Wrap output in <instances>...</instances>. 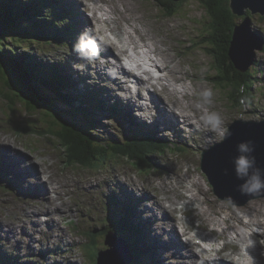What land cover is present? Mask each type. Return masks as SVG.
Here are the masks:
<instances>
[{"label":"bare ground","instance_id":"6f19581e","mask_svg":"<svg viewBox=\"0 0 264 264\" xmlns=\"http://www.w3.org/2000/svg\"><path fill=\"white\" fill-rule=\"evenodd\" d=\"M27 1L28 0H22L23 3H27ZM56 1H59V0H56ZM67 2L70 3L74 9L75 17L77 20L75 19V17L73 20L75 22L77 31L79 33L87 34V31H88L87 22L88 23L91 22L92 18L96 22H101V21L107 22L108 21L109 24L106 26V29L110 32V34L114 35L115 41L119 44V45H116L114 40L109 39L108 50L113 55L112 56L113 60H110L107 63H105V61L101 58L97 66L89 67L93 69L100 76L99 81H101L105 87L111 90H114V87L111 81L122 82L118 78V76H115L114 78H112L110 76V73L112 70H114V67L116 64L119 66V68L123 69V66L121 63L122 55L126 56L129 60L135 59V57H132L130 54H128V47H131L132 49L136 51L139 44H143L144 46L149 47L158 56L159 58L158 68H160V70L163 71L164 74H160L156 78V83L162 87V90L167 95L176 96L178 103H170V104L164 103V98L162 94L155 93V105H152V106L156 110V112H158L160 117L152 116V119L155 122L154 129H153L154 135L158 134L161 131L160 126L157 125L158 121L160 120L164 124V126L162 127L163 129L168 128V127H174L177 131V135L184 139V142L189 149V157L187 160L188 164L196 163L198 159L199 151L201 149L207 148L212 143L221 140L220 132L222 131L223 125L227 120L244 114L243 110H239L235 108L231 104V102L230 103L224 102L226 106V112H224L223 116L221 117L222 122L219 125V127L213 128L202 120V116L204 115L203 108L205 112L206 111L213 112L210 110V107L211 105H215V103L213 102L214 99H212L210 103H205V101L202 99V97L199 94L194 93L192 94V96H190V94L187 91H185L184 93L178 92L176 94L175 90L171 88L170 85L174 83H178L181 86H183L187 79H192L195 77V75L184 70L183 64L186 63L187 57L184 51L175 49L174 37L172 36V32L168 31L166 26H163L161 24H156L154 21L149 25L148 23L150 22V19L146 18L148 10L145 12L144 6L137 0H68ZM130 3H133L134 6L130 5L129 7L128 5ZM60 4H66V3L62 2ZM27 8L29 9V14L39 11V9L36 6L34 7L36 8V11H32V9L29 6H27ZM126 10H129V11L127 12ZM86 12H90L92 17H89L88 15H86ZM98 12H101L102 16L104 17H101V16L99 17L97 14ZM143 14L145 17L143 16ZM35 18L38 19V23L35 25V28H38L37 31H42L43 28L41 26L42 24L40 22V17L36 15ZM143 19L146 20L144 21L145 22L144 25L147 27L149 25L148 32H146L145 29H142V27H139L137 25V23H139L140 21H142L143 23ZM125 25L130 27L132 29V32L127 31ZM20 39L21 38L19 37L18 39L14 38L13 41L15 42L16 46H21V48H23V44ZM87 39L89 38L87 37ZM96 41L100 46L102 47L104 46V43L101 40H96ZM179 41L181 42L182 45H185V42L183 40H179ZM21 48L20 50H22ZM161 48L168 53H164ZM102 53L104 54V57L108 59L105 51ZM177 57H179V61H176ZM140 67L141 66L138 63H136V69ZM125 72H128V71H125ZM148 73L150 72L148 71ZM209 76L213 78H217L216 76H213L212 74ZM163 78L167 79L168 81L167 84L162 83ZM9 80L5 77L2 78L0 76V82L3 87V88L0 87V89H4L6 92V94H4L2 98L6 97V100H8V102H10V99L12 97L16 96L14 94L15 89L11 86V81ZM122 89L126 91L125 87H122ZM137 94L140 95L139 90L137 91ZM124 98H125L124 103L126 104V108L128 110H132L136 104L131 101L132 99L129 96L125 95ZM168 100H170V98H168ZM191 102H195V103H191ZM196 102L201 104L203 108L200 105L196 104ZM218 102H220L219 99H218ZM62 105H63V109L65 110L71 109L70 106L66 103H62ZM164 105H166L167 107L165 108ZM139 109H142L143 112H148L149 106L143 105V106H140ZM250 109L256 110L255 111L256 113H251V111H249V114H248L249 116L256 117L257 114L264 112V107L258 104H253L250 107ZM219 110H220V107H219ZM66 114L69 116L71 120L80 124L79 122L81 121H78V113L77 115L76 114L72 115L71 113L66 112ZM134 115L138 117L134 118ZM128 120L134 125V127L137 130H143L144 127H148V125L150 124V122L149 123L147 122L146 116L145 115L143 116L141 113H132V115L130 116V118H128ZM83 126L86 127V125H83ZM185 126H189L191 130H193L196 134H199L198 137L193 139L192 143H188L185 140L183 130H182V129H185ZM86 129L90 131L91 133H93L94 135L99 136L100 132H97L96 129L93 130L88 127H86ZM107 133H109V130L104 129L102 134H107ZM4 140L5 139L0 138V142H3ZM55 141L62 148L63 146L62 143H60V141H58L57 139ZM49 147L51 150L52 148L56 150L59 155L57 147L52 146L51 148V145H49ZM4 148L5 147H2V149H0V163L4 165L3 167H6L10 170L7 171L6 169H3L1 167L2 165H0V174H1L0 177L5 180L9 179L13 181L11 183L13 184V186H15V189L17 190V192H19L18 200L24 206L22 208V211H23L24 216L26 217L25 218L14 217L13 221L2 220L0 218L1 236L7 239H11V237H14L18 233V230L21 227H23L21 230V235H18L19 238L24 237L30 241L35 240V241H39L40 243L41 241L42 242L46 240L48 241V237L47 239H44L41 236L36 235V233L34 232H37V230L35 229L34 231V229L33 230L28 229V227H26V224H29L28 222L30 221L33 227L41 228L42 225L40 221L38 220L36 213L39 210L40 211L44 210L47 214H49L51 229L58 227L59 221L61 218L73 216L75 212L74 207L77 204V202H79L80 200H86V197H85L86 186L90 183H93L95 177L98 178L102 176L99 173H87L84 175L73 174V172L65 168H62L61 166L59 167L56 163L51 162L50 159L46 158V160H43V162H40L38 159L31 157L28 160H26L25 157H27V155L25 153H22L18 150L13 151L8 148L6 149ZM65 150H63V148L60 149V152L62 153L59 155V157H60L62 164L68 165L67 162H65V158L67 157V154H66L67 151ZM48 155H49V158H51L50 153ZM29 161L34 162L35 166L32 167ZM163 163L170 165L169 162H163ZM42 174L44 175V177L40 178V175ZM180 178L189 179L190 182L196 181L198 184H200L194 178L193 174L190 172V168L188 167L186 169V172L182 176H180ZM107 181L108 179L105 178V182ZM120 181L121 182L117 181L116 179V184L113 187L111 186L107 188L108 189L107 195L111 202L114 200L112 196L118 197V195H120L122 191H125L128 194L134 193L133 190H134L135 184L133 182H126L121 179ZM165 183H167L168 185H171L166 190L172 189L173 192L177 194L178 198L184 201L185 199H187L185 193L181 190V185L174 184V182L172 180H168V178L166 179ZM157 187L158 186L155 184L154 180L148 179L146 181V185L142 188L140 192V197L137 198V201L145 199V194L147 192L156 190ZM195 190L197 191L198 194L195 193L192 198H188L187 201L183 202L184 211L185 212L191 211L194 217H197L202 223H204L205 221L204 219L207 216L208 211H204V213H202V211H200L201 209L198 210V204L201 203L199 205V208H202V203L207 204L203 202L204 195L201 194V191L205 194V196H208L210 200H214V199L210 198L208 191L204 189L203 186H202V190L197 187H195ZM196 200H199V203L197 205H196L197 203ZM258 200L263 201L264 196L263 198L252 199L249 202L258 201ZM150 202L152 203L153 209L147 206L141 209L138 208L139 210L136 211V214L140 222H142V224H144L148 229L149 227L153 225V227H151V229L147 232L148 233L146 235L147 241L148 242L153 241L155 244L158 243V245L160 246L159 251L161 249V256H165L166 258V260H164L166 264H178L179 261H181L183 264H191L195 262L193 259H194V256H196V252L189 251L187 249L186 244L179 237L180 235L178 231L179 229L177 228L175 224L176 218L174 217L172 213L176 209V206H175L176 199L169 198L168 199L169 205H166L159 198H155V197L151 198ZM140 203H143V202H140ZM244 207H237V208H244ZM154 209L163 210V211L167 209V213H164L161 211L160 212L161 215L156 217ZM223 209L224 210H227V209L235 210L236 208L231 207V206H224ZM251 210L255 214H258L261 211L264 212V204H261L260 208L257 210L255 209H251ZM143 214L146 215L144 218L142 217ZM173 218H175V222ZM247 218L251 220L253 223H255L256 225L260 226L261 224L262 226H264V217L262 219H256V218L251 219L249 217ZM181 219L184 225L182 226L180 233L184 236V238L186 237L185 239H187V241H194L198 239L199 236L193 235L190 227L185 225V223L187 222L183 218ZM216 219H218V217ZM129 220H132V219H129ZM222 221L225 222V224H227V227L230 226L233 232L236 233L237 237L240 240L245 241V244H246V234L243 232H239L238 226L248 227L249 226L248 221L243 219L242 216L235 220H232L231 217H227V218L224 217ZM234 223H237L238 226H236ZM154 224L158 226L157 229H156V226H154ZM209 224L210 226H216V228H218L220 222L214 225V221H211ZM154 228L156 230H154ZM160 228L162 229L160 230ZM226 229L228 228H222V232H224ZM262 229L264 232L263 227ZM192 231L196 232L197 230L196 228H194L192 229ZM163 235H165V238H162ZM201 236L203 238H209V235L204 232L201 233ZM212 240H216V239H212ZM225 240L227 241L229 240L228 234L225 236ZM16 244L22 245L19 242H16ZM250 249L251 251L255 252L256 255H260L261 253L256 244L250 246ZM148 253L150 255V252ZM202 253L205 254V252H202ZM170 255H171V260H170ZM65 256L68 257L67 252L65 253ZM161 256L158 253V255L155 256L154 258V262L149 260V263L158 264L159 261L162 262L161 259L163 258ZM233 256L237 257L236 261L239 264H253L251 259L247 256V252L237 247H233ZM220 263L228 264V263H223V262H220Z\"/></svg>","mask_w":264,"mask_h":264},{"label":"rangeland","instance_id":"374dc122","mask_svg":"<svg viewBox=\"0 0 264 264\" xmlns=\"http://www.w3.org/2000/svg\"><path fill=\"white\" fill-rule=\"evenodd\" d=\"M67 0H61V2H66ZM138 2H140L145 10L148 12H152V16L154 19H157L156 24H161L163 26H166L167 29L172 32L173 34L177 33L178 35H182V33H184L182 36L186 42V46L191 50V53L194 54V57L196 58L197 62L200 65V77H207L209 75H211L212 73H216L218 74V77L216 79L213 80L212 84L210 81V77L208 78H202V83L204 84V87L199 86L198 90H206L208 88H211L213 95L212 97H219V100L221 101L220 104L218 102V99H214L213 102L215 103V105H211L210 110L213 112H216L220 115V117L223 116V113L226 112L225 110V104L224 102H228L229 97H233V95H235V91H231V89L226 90V81L222 79V74H221V70L220 69H226L227 67V62H224L225 64H223V62L219 65L216 62L215 56H214V50L208 45L206 34H207V28H209V25L207 26V21H208V14L205 12L204 8L202 7L201 3L199 0H180V3L176 5L177 7V11L175 13H173L171 16L166 15L164 13V11L159 9V3L156 0H137ZM134 6L133 3H130L128 6L130 7ZM134 8V7H133ZM68 9V8H67ZM70 15L68 17V20H73V15L74 13V9L72 8L73 11V15L71 14V12L69 10H67ZM120 11V10H119ZM127 12L129 10H126ZM123 13V12H121ZM251 16V25L257 29L263 30L264 31V19L261 18V16L259 14H250ZM127 20V19H125ZM145 19H143V23L142 21H140L139 23L142 26H145ZM153 22V21H152ZM147 23V22H146ZM103 25L106 26V22H103ZM148 25V24H147ZM149 27V25H148ZM211 29V28H209ZM149 29H145L146 32H148ZM139 33V32H137ZM141 34V33H139ZM22 41L23 44V48H28V52L30 55L36 57V59L40 60L41 63H46L47 65H50L52 63H55V61H60L61 63L59 64V66L62 65H66L67 67H71V69H75L78 70V72L80 74L84 73V67H78L75 65H68L65 64L66 62H68L71 58L70 56V49L69 48H65L63 47L62 44H59V41H54V40H43V41H29L27 39H20ZM8 41V40H7ZM18 41V40H16ZM156 43V41H155ZM170 44V43H168ZM21 48V47H20ZM19 48V50H20ZM22 49V48H21ZM64 49V52H63ZM162 49V48H161ZM163 50V49H162ZM67 52V54H66ZM164 53H168L166 51L163 50ZM64 54V57L63 55ZM53 55V56H52ZM63 57V58H62ZM255 60L256 62L258 61L259 63V67H255L253 64L249 66L248 69L250 68H256V70H260L261 73V77L257 78V81L255 82V85L253 88H251V90H249V94L251 95L249 97V99L246 101L244 100L243 102L240 103L239 107H237V109L239 110H243V115H239L236 116L234 118H231V122L233 120L235 121H240V120H260L263 118L264 113L259 114L258 117H252L251 119H246V117H249V109L253 104H258L262 107H264V52L263 50L261 51H257L255 53ZM66 59V61H65ZM183 60V59H182ZM186 61V60H184ZM55 66L57 64H54ZM42 69L43 71V66H38V69ZM220 68V69H219ZM259 68V69H258ZM227 69L229 70V67H227ZM214 76V75H213ZM196 77V76H195ZM2 81V80H1ZM229 81V80H228ZM88 82H92L91 80H88ZM86 83L84 85V87H86V85H90L92 88L94 89H100V96L104 97V98H108L107 100H109V102L114 103L116 105V103H118V105L121 108V111L123 114H131V111H126V104L124 103L123 100V96L119 93H116V88H114V90L112 91V96H111V92L106 91L103 86L99 87L98 85L94 86L93 83ZM217 83H224L223 88L222 87H216L214 85H217ZM114 85H117V83H114ZM0 87H2V84L0 82ZM78 87L81 88V84H78ZM98 87V88H97ZM3 88V87H2ZM236 93L239 94L238 91H236ZM6 94L4 89H0V138L2 137H7L8 140V145H10L11 148L17 149V150H24V147L22 146L21 142H25L26 145H28L29 148H31L32 152H27L24 151L26 153H28L30 156H33L34 158H41L44 157V160L50 159L51 162H55L58 164V166L65 168L71 172H84V173H90V172H94V171H98V170H102L103 173L109 178L110 180V187L114 186L116 184V178L113 176V172H117L118 174H120L121 177H132L138 184V189L135 190L136 194H139V190L144 186L145 184V180L147 178H150L154 175H156L159 178H165L167 179L168 176L171 175V170L165 169L163 171V168H158L160 172L157 173H152L150 171H145L143 174L138 173L132 166H130L125 159L123 158H113L111 160L105 161V164H103V167H98V168H93V169H88V168H84V167H77L78 165H76L75 161L72 162L71 166L68 165H64L62 164L59 155L62 153L60 152V149L63 148V150H65V146L63 145L62 148L61 146L55 141L56 139L54 137H51L50 134H48V130L46 129L47 127H52L54 126V123L51 121L50 118H47L46 120H48L50 122V124L46 125L44 122H42L43 119H41L42 114H39L38 112L35 111H31L29 110L24 104H22L21 102H11V104L8 102V100H6L5 98H2V96ZM237 94V95H238ZM212 97L210 99H212ZM77 99V98H75ZM133 102L135 103V101L133 100ZM75 105L78 104L77 101L74 102ZM191 103H195V102H191ZM150 104L152 105V103L150 102ZM196 104H198L196 102ZM58 106L63 107V105L57 104ZM202 108L203 106L200 105ZM220 107V110H219ZM231 110V109H230ZM203 114L205 113V110L203 108ZM251 113H256L254 109H250ZM96 114V116L100 117V119H102L103 122V126L102 129H98L96 128L97 132L99 133V136H103V130L104 129H108L111 130L113 133L117 134L120 136V131H119V122L116 118L114 119H110L105 117L106 116V110L105 109H99L96 110L94 112ZM242 116V117H240ZM138 116L134 115V118H137ZM11 119L14 123L13 125L17 124L19 126H24V125H29L31 127V129H38L39 131H44V134L42 132H40V134L43 135H38L35 134L31 131H28L27 134H18L15 138L13 137V130L9 129V128H4V124L3 122L6 120ZM136 122V120H135ZM14 128V127H13ZM56 128V127H55ZM53 128V129H55ZM59 128V126H58ZM190 129V128H189ZM99 130V131H98ZM191 130V129H190ZM190 130H186V135H184L186 142H188L189 139L193 140V136L190 133ZM8 133V134H7ZM197 136V134L195 135ZM171 138V142H174L175 144L178 145H183L185 146V142L184 139L181 137H174L173 134L172 136L170 135ZM61 143V142H60ZM49 145L55 146L58 149L59 155L57 153L56 150H54L52 148V150L50 149ZM167 147H170L169 145H166L165 149L163 150V153L159 156H155L156 157V162L160 165H164L166 166V163H163L164 161L160 158H169L174 160L176 163H183L184 162V156L180 157L177 156L178 154H173L174 151H172L171 149H166ZM48 149V150H47ZM42 151H44V153H50L51 158H49V155L45 156L44 154H42ZM62 151V150H61ZM66 151V150H65ZM186 152L187 149H186ZM53 155V156H52ZM53 158V159H52ZM130 163V162H129ZM73 167V168H72ZM189 167V166H188ZM6 168V167H5ZM187 168V167H182V171ZM190 168V171H192V168ZM8 169V168H6ZM10 170V169H8ZM164 173L166 175H164ZM194 178L200 183L202 182L203 186L205 185L204 182V178L198 176V174L196 172L193 173ZM199 179H202V181H200ZM8 181L13 182L11 180L8 179ZM156 182L159 184L160 180H156ZM165 181H162L161 186L164 185ZM194 183L195 187L199 188L202 190V186L200 184H198L196 181L192 182V184ZM95 184V183H94ZM95 186V185H93ZM101 187L102 189H104V182H101ZM185 187L189 188L191 187V182H186L185 183ZM6 191H10V189L8 188H3L2 186H0V214L6 218H14V216H19L20 212L18 210V207H16L17 205H15V201L14 200H10L9 199V195L6 193ZM201 194L204 195V200L203 202L207 203L211 209V213L214 214V210L212 209V206H215V212H219L218 213V218H221L220 216L223 213H225L224 217H231L232 220H235L239 217H241V214H246L247 217L249 218H256V219H262L264 216V212L261 211L258 214H255L251 209H259L261 204H264V200H258V201H251L249 202V200L247 201V206H245L244 208H236L235 210L233 209H227L224 210L223 207L220 205V203H218L215 200H210L208 198V196H205V194L201 191ZM107 195H105L102 191H98L97 192V204H95L94 202H90V203H84L83 207H84V212L87 211V217L84 215V212H82V215H84V219L80 220V227L84 230L88 229V227L84 224H86L87 222L91 221L92 223L95 224H101L97 227L92 226L90 229L87 231L86 233V237H84V235H74V240L72 242L67 241L66 239H64V241L61 243L59 241V239L57 240V234H54L53 236H51L49 233L46 232L47 227L44 226V228L41 230H38L36 232L37 235L41 236L42 238L44 237H48V239H52V240H46V241H41V243H43V245L37 244L36 246V250L38 251V249L41 248H45L48 245L55 247L57 244L59 246H65L68 248L67 253H68V257L65 256V254H55L53 256H48L46 257V259L44 260V263H58V264H71V261H74V264H94L93 260L90 256L91 253H93V248L94 247H98L101 248L104 246V233L106 229H109L110 223H109V210H104L103 211V203L105 201V197ZM199 197V196H198ZM196 205L199 203V200H196ZM227 203V202H226ZM150 203L148 202L147 205H149ZM220 208V209H219ZM201 209V208H200ZM222 209V210H221ZM204 213V212H202ZM91 214V215H90ZM208 214V213H207ZM93 215V216H92ZM113 215V214H112ZM37 216L39 217V214H37ZM120 216V215H115ZM94 218V219H93ZM108 218V219H107ZM187 222L192 223L194 226L199 225V221L196 218H192V219H187ZM62 225H65V220L61 221V227ZM260 226H262L260 224ZM264 228V226H262ZM95 228V229H94ZM212 229L214 230L215 228L212 227ZM238 231L239 232H243V233H247L246 234V243L248 244V246L245 248V250L249 251V258L252 257L253 255V251H251L250 246L252 245H257L260 252H263L262 254V258H258L257 260V264H264V234L260 235V237L258 238V241L253 240V236H251L250 234H248V232L246 231L245 228L243 227H238ZM53 232H57V230H54ZM89 232H93L94 235L96 234V238H94L95 242H91L90 243V249L89 247L85 248L83 246V248L81 247L82 242H89V236L88 233ZM227 234L229 235V238H232L240 243H245V241L240 240L236 233L233 232L232 230H228ZM0 249L3 253H9L12 250L17 251V246L15 244V240L14 239H10V240H5L3 238L0 237ZM35 240H33L34 242ZM248 241V242H247ZM222 242V240H219L216 244H220ZM27 242L24 241V245L20 248V250H18L19 252H24L27 249L26 246ZM263 246V249L262 247ZM33 248V247H32ZM89 249V250H88ZM159 253V251H158ZM36 254V253H35ZM146 261H148L149 263V259L148 257L145 258ZM166 260V258L164 259ZM108 264H114L112 259H107ZM160 262V261H159ZM72 263V264H73ZM162 262H160L161 264ZM166 262H163L162 264H164ZM39 264V263H38Z\"/></svg>","mask_w":264,"mask_h":264},{"label":"trees","instance_id":"16d2710c","mask_svg":"<svg viewBox=\"0 0 264 264\" xmlns=\"http://www.w3.org/2000/svg\"><path fill=\"white\" fill-rule=\"evenodd\" d=\"M156 1L159 3V9L170 15L177 11L176 5L180 3L174 0ZM199 1L208 14L207 26L209 25V28H211H207L205 37L208 45L213 48L216 62L219 65L222 62L223 64H225L224 62L228 64L229 70L227 67L226 69H219L221 70L222 79L226 81V90L231 89V91H235L234 97H231L230 100L236 108L243 100L251 96L249 90L254 87L257 78H260L262 73L260 70H256V68H250L244 72L241 71L235 66L229 55L234 26L244 16L232 13L229 0ZM17 2L21 6H18ZM38 2L42 4L43 9L49 6V0H32L27 1V3H23L22 0H0V26L2 30V34L0 35V76L8 80L10 79L11 86L15 89V98L29 110L44 112L53 119L54 127L57 128V132L53 135L65 146L66 153L70 156L71 160L75 161L76 165L91 166L95 162L99 163L102 161L104 159L102 156L105 155L108 148L112 147L101 145V138L86 129L88 127L95 130L100 125L99 120L94 121L92 119L91 112L87 108V99L80 101V105L75 107L67 94L57 91V84L53 79V77H56V74L52 73L51 69L49 77H45L46 73L38 74V71L41 72L38 66H42V63L36 57L29 54L28 48L19 50L21 46H16L13 41L14 38L18 37L34 40L47 37L46 39L50 40L51 38L56 39L59 35L54 29L52 21L47 19V14L42 13V8H40ZM27 6L32 11H36V8H34L36 6L39 11L29 14ZM250 13V10H246L245 12L246 16H250ZM36 15L41 16L40 22L44 21V26L41 25L42 31H37L38 28H35V25L38 23V19L35 18ZM261 18L264 19V15ZM255 31L260 33L261 38H264V32L260 30ZM252 64L255 67H259L255 56ZM40 85L51 89L53 97L50 98L43 95L40 91ZM217 85L223 87L224 83H217ZM58 102L68 104L71 109L57 108L56 103ZM9 103L11 104V102ZM66 112L72 115L77 112L78 121H81L79 122L80 124L73 122ZM83 125H86V127ZM49 131L51 132L52 129L50 128ZM128 135L131 138L130 134ZM136 141L138 140H135V142L129 140L124 145H116L115 152L135 162L151 163L153 158L150 152L155 150L153 146ZM96 255L97 252L96 254L94 252V263L96 262ZM4 256H6L7 261L14 259L13 263H18L15 260L17 256H10L11 258H8L6 254ZM131 264H144V262L133 252Z\"/></svg>","mask_w":264,"mask_h":264},{"label":"water","instance_id":"95a60500","mask_svg":"<svg viewBox=\"0 0 264 264\" xmlns=\"http://www.w3.org/2000/svg\"><path fill=\"white\" fill-rule=\"evenodd\" d=\"M229 5L232 13L238 16L245 15L246 10H250L251 14L264 15V0H229ZM262 47L263 42L253 31L250 17L244 16L234 26L230 41L229 55L235 66L243 72L246 71L253 62L254 49H262ZM229 132L231 134L227 135L224 141L204 152L202 168L208 174L218 196L243 205L249 198L264 196V191L248 194L240 191V185L244 183V180L238 178L235 172L234 159L240 155L237 151V145L240 142H250L253 150L248 155L255 158V168L262 171L263 178L264 121L244 123L236 121ZM105 243L110 248L98 253L97 264H107L106 257L110 256L114 257L117 264H128V260L125 259V247L119 238L110 232ZM0 264L8 263L0 260Z\"/></svg>","mask_w":264,"mask_h":264},{"label":"clouds","instance_id":"9594fccd","mask_svg":"<svg viewBox=\"0 0 264 264\" xmlns=\"http://www.w3.org/2000/svg\"><path fill=\"white\" fill-rule=\"evenodd\" d=\"M85 35L80 37V43L78 44V50L82 52H90L92 55L97 53L96 41L94 39H85ZM205 100V103H210V98L213 95L211 88L204 90L201 94ZM202 120L213 128L219 127L221 124V117L216 112H205L202 116ZM228 132L227 128H224L220 132V138L224 139ZM252 147L250 142H240L237 145V151L240 153L234 159L235 172L238 178L244 180V183L240 185V191L242 193H256L264 191V178H262V171L259 168H255V158L251 157ZM251 170V171H250Z\"/></svg>","mask_w":264,"mask_h":264}]
</instances>
